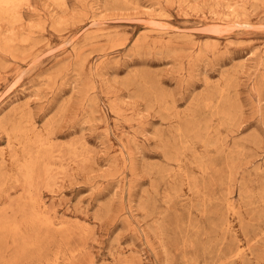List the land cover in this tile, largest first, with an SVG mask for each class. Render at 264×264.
Segmentation results:
<instances>
[{"label": "rangeland", "instance_id": "374dc122", "mask_svg": "<svg viewBox=\"0 0 264 264\" xmlns=\"http://www.w3.org/2000/svg\"><path fill=\"white\" fill-rule=\"evenodd\" d=\"M0 264H264V0H0Z\"/></svg>", "mask_w": 264, "mask_h": 264}, {"label": "bare ground", "instance_id": "6f19581e", "mask_svg": "<svg viewBox=\"0 0 264 264\" xmlns=\"http://www.w3.org/2000/svg\"><path fill=\"white\" fill-rule=\"evenodd\" d=\"M13 1V0H12ZM4 160V159H3ZM29 167V166H28Z\"/></svg>", "mask_w": 264, "mask_h": 264}]
</instances>
